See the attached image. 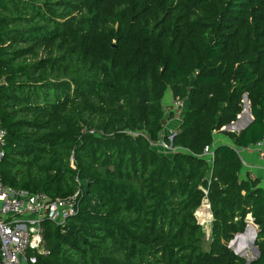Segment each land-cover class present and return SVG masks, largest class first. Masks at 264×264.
<instances>
[{
    "label": "trees",
    "instance_id": "1",
    "mask_svg": "<svg viewBox=\"0 0 264 264\" xmlns=\"http://www.w3.org/2000/svg\"><path fill=\"white\" fill-rule=\"evenodd\" d=\"M243 92L251 120L222 129ZM0 123L1 182L76 202L33 264H245L226 242L247 213L264 264V187L234 148L264 137V0H0Z\"/></svg>",
    "mask_w": 264,
    "mask_h": 264
},
{
    "label": "built area",
    "instance_id": "2",
    "mask_svg": "<svg viewBox=\"0 0 264 264\" xmlns=\"http://www.w3.org/2000/svg\"><path fill=\"white\" fill-rule=\"evenodd\" d=\"M181 106V98H171L170 108L178 121ZM174 131H167L169 140ZM4 137L5 129L0 123V157L3 154ZM161 143L171 148L170 144ZM263 143L264 137L250 144L259 156L262 155ZM202 152L208 154L209 148L204 146ZM202 206L208 209L205 198L198 207ZM75 211L74 194L50 198L43 191L14 189L4 185L0 179V264H33L37 255L47 252L41 234V221L48 219L55 224H63L66 217Z\"/></svg>",
    "mask_w": 264,
    "mask_h": 264
},
{
    "label": "crops",
    "instance_id": "3",
    "mask_svg": "<svg viewBox=\"0 0 264 264\" xmlns=\"http://www.w3.org/2000/svg\"><path fill=\"white\" fill-rule=\"evenodd\" d=\"M165 95H166L165 97L167 98V100H169L170 99L169 90L168 92L165 93ZM246 104L248 107V101L246 102ZM248 111H249V107H248ZM239 115L236 116V118L233 120L235 122L234 126L238 127L237 131L244 127L242 125L245 123L247 119L243 110L242 112H239ZM166 121L167 120L165 119L164 122ZM162 131H164V127L162 128ZM219 142H228V139L223 133L222 135H220L218 132H214L213 144H216ZM234 148L236 149L239 155L240 161H241L240 175L243 177H245L246 175H249L251 177H256L258 180L257 184L264 187V143L261 148L262 155L260 156L257 154V150L253 148L251 145L250 146H234ZM246 221L250 222L256 229V225L252 222V220H246Z\"/></svg>",
    "mask_w": 264,
    "mask_h": 264
},
{
    "label": "water",
    "instance_id": "4",
    "mask_svg": "<svg viewBox=\"0 0 264 264\" xmlns=\"http://www.w3.org/2000/svg\"><path fill=\"white\" fill-rule=\"evenodd\" d=\"M241 98H242V107L244 109V114L247 117L245 123L242 125V126H245L251 120L252 115L248 111V107L246 104V102L248 100H247L245 92H243L241 94ZM238 115L239 114H237V116ZM234 124H235V122L232 120V121L225 123L222 126V128L223 129L229 128V129H232V131L237 132V128H236V126H234ZM245 220H251L249 213H247L245 215ZM255 234H256L255 227L250 222L246 221L243 229L241 231L234 232L233 235L226 242V245L229 248H231V250L234 253H236V254L243 253L244 256H246L245 257V264H248L252 258H255L258 255L257 247L254 244ZM246 235H248V236L246 237ZM233 240H234V243H232ZM238 242L240 244H238ZM247 249H250L254 252L253 257H251L247 254V252H246Z\"/></svg>",
    "mask_w": 264,
    "mask_h": 264
},
{
    "label": "rangeland",
    "instance_id": "5",
    "mask_svg": "<svg viewBox=\"0 0 264 264\" xmlns=\"http://www.w3.org/2000/svg\"><path fill=\"white\" fill-rule=\"evenodd\" d=\"M166 92H168V89H166L164 91V93H163L164 95H163V98H162V102L165 104V106H164L165 107L164 110H165V113H166L165 119L167 121L163 123L162 128L164 127V131L161 130L162 132H160V137L157 140H155V142H152V146L160 154H170V152L173 150V148H167L161 143V141H162L161 134H167V131H169L172 128L176 130V127H177V125L179 123L178 120L173 115L167 116L169 111H171L170 102H171V98L172 97L170 95V99L167 100V98L165 97L166 96L165 95ZM241 102H242V98H241ZM242 110L244 111L243 107H242L240 112H242ZM236 128L238 129L237 126H236ZM224 130L232 131V129H229V128H225ZM214 132H218L220 135H222V133L219 132V131H214ZM197 215H198V218H200L199 222H200V224L202 226V229H203V232H204L203 240H202V246H203V248H205V247H207V245L209 243V221H210V219L207 220V218L209 217V211H208V209H205V211H202L201 213L197 212ZM246 252H247V254L249 256H251V257L254 256V252L252 250L247 249ZM238 255L246 257V256H244L243 253H239Z\"/></svg>",
    "mask_w": 264,
    "mask_h": 264
},
{
    "label": "bare ground",
    "instance_id": "6",
    "mask_svg": "<svg viewBox=\"0 0 264 264\" xmlns=\"http://www.w3.org/2000/svg\"><path fill=\"white\" fill-rule=\"evenodd\" d=\"M205 209H206V208H205L204 206H202V207H198V208H197V210H196L195 213H196V217H197V220H198V221H200V218H198L197 212H200V213H201L202 211H205ZM208 219H209V217L207 218V220H208ZM247 236H248V235H246V237H247ZM232 243H234V240L232 241ZM238 244H240V243L238 242Z\"/></svg>",
    "mask_w": 264,
    "mask_h": 264
},
{
    "label": "clouds",
    "instance_id": "7",
    "mask_svg": "<svg viewBox=\"0 0 264 264\" xmlns=\"http://www.w3.org/2000/svg\"><path fill=\"white\" fill-rule=\"evenodd\" d=\"M239 114V113H238ZM237 116V115H236Z\"/></svg>",
    "mask_w": 264,
    "mask_h": 264
}]
</instances>
